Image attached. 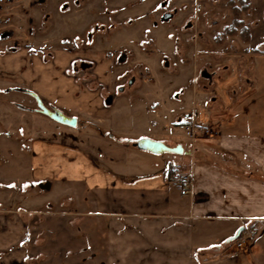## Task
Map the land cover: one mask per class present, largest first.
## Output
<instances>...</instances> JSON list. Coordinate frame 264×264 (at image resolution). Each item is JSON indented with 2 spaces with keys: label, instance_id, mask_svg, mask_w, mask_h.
Returning a JSON list of instances; mask_svg holds the SVG:
<instances>
[{
  "label": "crops",
  "instance_id": "crops-1",
  "mask_svg": "<svg viewBox=\"0 0 264 264\" xmlns=\"http://www.w3.org/2000/svg\"><path fill=\"white\" fill-rule=\"evenodd\" d=\"M243 16L248 28L246 40L239 33L224 34V38H219L222 41L207 49L201 43L207 41L205 32L186 38L198 41L193 46L199 48L202 70L198 73L204 81L193 76L192 86H199L206 97L193 101L190 112L184 111L179 122L193 119L211 130L182 146L179 158H153L148 156L153 153L135 145L136 140L130 142L145 137L144 133L116 135L111 127L120 129L132 119L109 111L113 99L109 104L105 100L107 109L103 110L95 94L85 97L83 91L73 94L70 87L63 88L56 70H49L55 71V76L47 74L41 54L32 55L28 47L12 51L0 48V80L17 82L10 91L34 98L33 93L56 102L54 106H78L93 111L92 121L96 124L86 130V139L77 135L70 148L54 147V154L69 149L70 157L55 156V166L39 165L48 170L42 172L43 177L53 176L52 185L70 188V221L66 222V231L71 229V236H66L64 244L78 250L76 259L85 256L87 264H264V0H248ZM228 22L229 19L219 27ZM53 55L67 54L59 50ZM105 63L100 65L108 64ZM208 66L212 68L210 86L205 81ZM58 67L56 64L54 69ZM182 93L183 90L178 96ZM196 104L202 108L196 109ZM54 106L51 108L58 109ZM27 111L42 114L38 108ZM161 141L170 146L177 144L169 138ZM84 142L89 153L82 149ZM113 143H119L125 153L131 151L135 161L112 167L104 147ZM51 155L46 158H52ZM171 163L182 164L190 174L189 192H183L181 185L167 179ZM54 215L43 212L38 222L43 233H57ZM240 228L252 231L253 238L236 247L231 238ZM59 231L63 232L61 228ZM80 231L87 236L80 237ZM28 233L17 219L1 221L0 251L8 250L1 262L5 258V264H30L34 254L41 259L46 256V248L53 241L42 236L35 253L34 242L27 240ZM54 242L50 249L58 248Z\"/></svg>",
  "mask_w": 264,
  "mask_h": 264
},
{
  "label": "rangeland",
  "instance_id": "rangeland-1",
  "mask_svg": "<svg viewBox=\"0 0 264 264\" xmlns=\"http://www.w3.org/2000/svg\"><path fill=\"white\" fill-rule=\"evenodd\" d=\"M243 3L244 0H0V48L12 51L28 47L32 55L41 54L48 71L57 72L56 75L55 71H49L48 75L59 77L63 88L70 87L73 94L82 91L85 97L95 94L103 110L107 109L105 100L111 96L113 104L109 111L132 119L120 129L111 127L116 135L144 133L154 140L169 138L186 146L191 139L211 130L193 119L179 122L193 101L206 97L199 86H192L193 76L204 81L201 72L198 73L202 70L197 55L199 48L194 47L198 41L186 38L199 31L205 32L208 38L214 34L212 40L206 37L207 41L201 42L207 49L214 48L231 24L234 6L239 9L241 20L235 33L246 40L243 16L246 11H240ZM227 19L228 24L219 27ZM59 50L67 55L54 56V51ZM102 61L109 65L101 66ZM82 63H87L84 68ZM56 64L59 67L54 69ZM211 70L209 66L206 69L208 86ZM14 83L17 82L0 80V223L12 218L26 226L27 240L34 242L35 253L42 236L58 243L54 250L50 249L53 246L50 242L43 260L34 254L30 264H87L85 256L76 259L78 250L64 244L71 236V229L66 231V222L70 221L67 201L70 188L52 185L53 176L43 177L42 172L48 170L40 169L39 165L55 166L58 161L55 156L69 158L71 151L66 148H70L72 138L78 135L86 139V130L96 124L92 121L93 111L78 106H54L56 102L39 96L47 108L53 105L77 118L76 128L63 125L40 113L27 111L37 109L36 101L23 92L10 91ZM181 90L183 93L178 96ZM196 106V109L202 108V105ZM192 126L196 128L193 137L185 132ZM96 140L92 139L100 147ZM56 145L66 148L54 154ZM82 145L89 153L87 144ZM104 150L105 156L112 159L109 160L112 167L135 161L132 152H123L119 143L105 146ZM47 154H52V158H46ZM148 156L179 158L172 153ZM34 172L38 175H33ZM43 212L56 213V234L41 231L43 227L38 222ZM13 214L16 218L11 217ZM86 236L87 233L80 231V237ZM6 254L8 250L0 251V260ZM3 261L0 264H5Z\"/></svg>",
  "mask_w": 264,
  "mask_h": 264
},
{
  "label": "water",
  "instance_id": "water-1",
  "mask_svg": "<svg viewBox=\"0 0 264 264\" xmlns=\"http://www.w3.org/2000/svg\"><path fill=\"white\" fill-rule=\"evenodd\" d=\"M87 63H82L81 66L84 68ZM131 82V81H130ZM122 89V87H121ZM37 104L38 110L48 116L49 118L62 123L66 124L68 126L75 127L77 125V119L76 117L73 116H68L64 114L62 111L55 109V108H47L41 101V99L31 93ZM111 96L106 99V103L109 104L111 102ZM135 145L142 150L151 152L153 154H161V153H172V154H182L183 153V147L180 144H176L175 146H170L164 143L163 141L160 140H154L148 137H140L137 138L135 141ZM242 228H240L237 232V234L231 238V240H234L235 238L238 237L239 233L241 232Z\"/></svg>",
  "mask_w": 264,
  "mask_h": 264
},
{
  "label": "built area",
  "instance_id": "built-area-1",
  "mask_svg": "<svg viewBox=\"0 0 264 264\" xmlns=\"http://www.w3.org/2000/svg\"><path fill=\"white\" fill-rule=\"evenodd\" d=\"M195 127L192 126L186 129V134L192 136L195 134ZM167 179L172 182H176L181 185L182 191L187 193L190 191L192 180L189 173L184 169V166L180 163H171L168 167ZM253 238V232L250 230H242L239 236L234 240L236 247H241L245 244L248 239Z\"/></svg>",
  "mask_w": 264,
  "mask_h": 264
},
{
  "label": "trees",
  "instance_id": "trees-1",
  "mask_svg": "<svg viewBox=\"0 0 264 264\" xmlns=\"http://www.w3.org/2000/svg\"><path fill=\"white\" fill-rule=\"evenodd\" d=\"M248 8V0H244V3L242 4V7L240 8V11H246ZM232 13H233V19L231 21L230 26L227 28L225 34H234L236 31L235 29L241 24V20L238 17L239 9L236 7H232ZM248 28L244 29L245 32V38H247V30ZM244 34V33H242Z\"/></svg>",
  "mask_w": 264,
  "mask_h": 264
}]
</instances>
